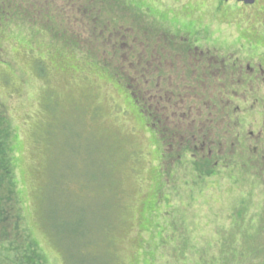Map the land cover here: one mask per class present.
Masks as SVG:
<instances>
[{
    "label": "rangeland",
    "instance_id": "1",
    "mask_svg": "<svg viewBox=\"0 0 264 264\" xmlns=\"http://www.w3.org/2000/svg\"><path fill=\"white\" fill-rule=\"evenodd\" d=\"M18 2L30 28L0 19V112L39 264H193L227 240L264 263L262 180L199 166L222 127L243 133L231 86L264 92V0Z\"/></svg>",
    "mask_w": 264,
    "mask_h": 264
},
{
    "label": "trees",
    "instance_id": "2",
    "mask_svg": "<svg viewBox=\"0 0 264 264\" xmlns=\"http://www.w3.org/2000/svg\"><path fill=\"white\" fill-rule=\"evenodd\" d=\"M17 3H19L18 0H0L1 21H7L10 25L14 24L13 21L18 20L17 23L20 24V29L27 25L30 28L27 20H25L26 13H24L23 10H18L15 5ZM246 75L247 74H243L241 76L242 81L239 86H235L234 88L233 85L231 86L232 95L228 98L229 101H232L234 94H243V96L239 98V95L238 101V98H235L234 104L239 106V111L235 114V118L228 117L229 121H226V124L228 125L229 122L236 120V123L242 126L241 129H243V133L222 127L221 130L223 134H220L217 137L215 136L216 139H210L213 144L217 145L216 149L215 147H211L210 156L206 155V159L201 161L199 166L203 167L207 164L210 167L207 176H210L211 174H215V171L217 170L215 168L218 165H221L224 169L230 167V170L236 169L241 165V169H245V172L249 171L250 174L256 177V180H262L261 184H263L262 187L264 188V124H262L256 131H244L248 124L244 126L243 123L240 122L250 121V118H255L256 116L264 119V92L261 89H256L248 94L247 91H245L246 85L244 84ZM251 82L252 84L257 83L260 88H263L264 72L257 73V78H255V80L251 79ZM243 100H245V104H243ZM228 114L229 113L226 111L225 115ZM145 116H147L146 118L148 120L156 118V116H153L152 114H147ZM221 118L223 117L221 116ZM13 133L14 128L12 123L6 121L3 114L0 112V250L5 254V260L9 262V264H39L40 259H42L41 253L34 243L29 240L26 229L21 221L23 219L19 207L13 165ZM214 149L216 151L222 149L224 156L220 157V150L218 153H214ZM187 151L188 154L185 152V154L180 156L179 162L182 165H185L187 160H189L198 171L203 170L195 164L194 156L189 154L191 151ZM200 173L204 175L202 171ZM68 184L70 183L65 182L63 187H68ZM9 229L14 231L11 238ZM16 231L17 233H15ZM170 234L171 233L169 232V238L172 236ZM258 235L264 236V226L261 227ZM19 239H21V242ZM229 242L230 240H227V242L223 244L224 246L219 253H215L207 259L203 258L198 263L193 262V264H239V262L245 259L244 254L246 252ZM258 247L259 249L263 248L264 243L259 244ZM152 255H154V253ZM173 256H175V254ZM99 264L104 263L99 262Z\"/></svg>",
    "mask_w": 264,
    "mask_h": 264
},
{
    "label": "water",
    "instance_id": "3",
    "mask_svg": "<svg viewBox=\"0 0 264 264\" xmlns=\"http://www.w3.org/2000/svg\"><path fill=\"white\" fill-rule=\"evenodd\" d=\"M223 1H228V0H223ZM235 1L242 2V3L248 4V5H251L255 2V0H235ZM262 264H264V263H262Z\"/></svg>",
    "mask_w": 264,
    "mask_h": 264
},
{
    "label": "flooded vegetation",
    "instance_id": "4",
    "mask_svg": "<svg viewBox=\"0 0 264 264\" xmlns=\"http://www.w3.org/2000/svg\"><path fill=\"white\" fill-rule=\"evenodd\" d=\"M230 68H233V67H230Z\"/></svg>",
    "mask_w": 264,
    "mask_h": 264
}]
</instances>
